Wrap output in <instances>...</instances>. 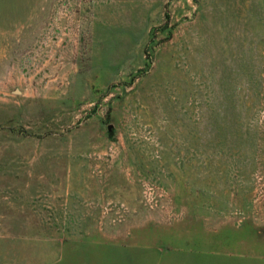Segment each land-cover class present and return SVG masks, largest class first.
Masks as SVG:
<instances>
[{"label": "rangeland", "instance_id": "1", "mask_svg": "<svg viewBox=\"0 0 264 264\" xmlns=\"http://www.w3.org/2000/svg\"><path fill=\"white\" fill-rule=\"evenodd\" d=\"M0 264H264V0H0Z\"/></svg>", "mask_w": 264, "mask_h": 264}]
</instances>
